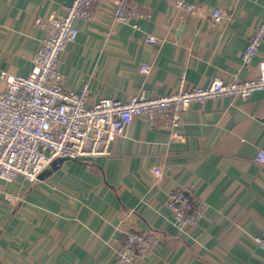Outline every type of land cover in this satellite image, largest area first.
<instances>
[{
    "label": "crops",
    "instance_id": "1",
    "mask_svg": "<svg viewBox=\"0 0 264 264\" xmlns=\"http://www.w3.org/2000/svg\"><path fill=\"white\" fill-rule=\"evenodd\" d=\"M72 1L0 0V74L31 73L46 35L34 20ZM118 1L103 0L92 21H75L78 37L58 63L68 89L88 85V105L169 94L182 73L188 87L258 75L264 43L250 65L242 55L264 23V0H187L194 13L177 11L176 0H126L152 12L140 29L113 20ZM149 36L157 43L147 44ZM176 132L182 141L137 118L108 155L59 158L36 183H4L14 200L0 197V264H117L115 250L132 231L158 239L152 256L133 264H264L254 241L264 233V165L255 161L264 149V91L193 103ZM177 188L207 205L198 225H175L167 201Z\"/></svg>",
    "mask_w": 264,
    "mask_h": 264
},
{
    "label": "built area",
    "instance_id": "2",
    "mask_svg": "<svg viewBox=\"0 0 264 264\" xmlns=\"http://www.w3.org/2000/svg\"><path fill=\"white\" fill-rule=\"evenodd\" d=\"M103 0H73L63 11L49 18L37 17L35 26L45 29L46 35L39 50L33 55V69L27 76L0 74L5 84L0 92V197L9 202L3 184L13 183L20 176L30 182L40 181L42 174L56 159H83L110 154L111 145L121 137L135 119L142 118L152 127L166 129L172 140L182 141L177 129L182 125L184 113L193 103L218 98L247 99L256 91H264V62L259 65L256 77L243 78L237 74L231 79L215 78L207 86L188 87L184 73L176 88L169 94L149 96L145 93L128 101L101 98L88 105L90 89L80 91L66 87L65 78L58 69L61 55L79 34L77 19L92 21ZM177 11L194 13L197 5L187 0H176ZM114 21L133 22L151 19V10L141 4L119 0L112 9ZM216 22L222 21L223 12L213 13ZM147 44L157 43L153 36ZM264 43V23L250 36L242 55L244 65H250ZM140 70L150 72L144 64ZM255 161L264 165V149H259ZM154 175L161 174L160 169ZM167 207L180 229L198 225L207 205L189 190L177 188L170 193ZM264 249V233L254 237ZM158 239L155 234L129 232L115 250L117 264H133L148 260L154 253Z\"/></svg>",
    "mask_w": 264,
    "mask_h": 264
}]
</instances>
